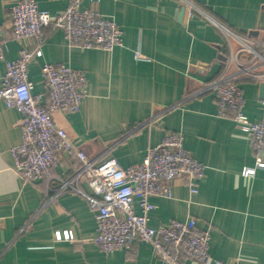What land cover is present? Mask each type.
<instances>
[{"label":"crops","instance_id":"0c3cea01","mask_svg":"<svg viewBox=\"0 0 264 264\" xmlns=\"http://www.w3.org/2000/svg\"><path fill=\"white\" fill-rule=\"evenodd\" d=\"M17 1L0 0L8 61L18 59L23 46L12 38L8 17ZM36 1L55 16L70 0ZM195 3L205 15L188 18L178 0H82L84 7L116 20L123 45L81 49L48 27L42 44L25 41L35 53L29 78L33 93L45 95L43 64L60 62L86 74L88 97L80 109L54 117L91 158L112 157L127 168L141 163L166 131L182 132L185 148L205 165V175L194 194L185 180H176L171 198L152 197L150 225L195 219L198 227L211 231L209 260L203 264H264V169L243 174L255 165L248 134L234 116L218 115L215 91L189 95L224 75H237L235 67L226 69L230 47L220 25L264 42V0ZM4 73L5 62H0V76ZM237 82L244 113L250 120L263 118L264 80L239 77ZM21 141L22 116L0 99V264H161L147 242L104 253L93 242L96 212L81 194L59 192L62 180L79 172V160L60 153L51 180L26 181L12 166L11 149ZM74 184L91 193L84 179ZM135 209L141 212L138 205ZM64 231L69 238L58 239ZM183 264L199 263L184 258Z\"/></svg>","mask_w":264,"mask_h":264},{"label":"built area","instance_id":"2783aa9c","mask_svg":"<svg viewBox=\"0 0 264 264\" xmlns=\"http://www.w3.org/2000/svg\"><path fill=\"white\" fill-rule=\"evenodd\" d=\"M178 1L188 18L205 15L195 0ZM8 17L12 38L23 45L18 59L6 60L7 39L0 25V62H5V73L0 76V99L22 116V141L11 149L14 171L26 181H49L57 155L73 154L80 162V170L73 178L62 180L59 192L71 190L81 194L96 212L93 242L104 253L132 250L137 242H147L161 264H183L184 258L199 264L207 262L210 229L198 227L195 219L185 222L173 219L158 227L149 223V214L155 208L152 197L171 198V185L176 180H185L189 192L194 194L205 175V165L185 148L182 132L166 131L162 141L148 150L141 163L124 168L112 157L102 160L89 157L55 121V114L78 111L88 97V79L83 71L60 62L45 63L41 71L46 94L33 93L29 64L35 53L26 48L25 41L32 39L40 45L45 40V29L53 27L73 46L112 50L123 45V32L116 20L84 7L82 0H70L67 8L55 16L41 10L36 0H18L10 6ZM220 29L230 47L224 60L226 69L235 67L237 75H224L189 95L207 90L216 92L218 115L234 116L237 127L248 134L255 165L245 168L243 174L251 176L257 169H264V117L250 120L244 113V94L237 79L264 80V71H259L264 68V42L227 26L220 25ZM80 179L87 182L91 193L75 186L74 182ZM57 238L68 239V231L58 232ZM213 264L239 263L214 260Z\"/></svg>","mask_w":264,"mask_h":264},{"label":"water","instance_id":"95a60500","mask_svg":"<svg viewBox=\"0 0 264 264\" xmlns=\"http://www.w3.org/2000/svg\"><path fill=\"white\" fill-rule=\"evenodd\" d=\"M182 15H183V11H182V13L180 15V18L182 17ZM262 20L264 21V14H263V19ZM261 90H262V93H264V83L261 84Z\"/></svg>","mask_w":264,"mask_h":264}]
</instances>
